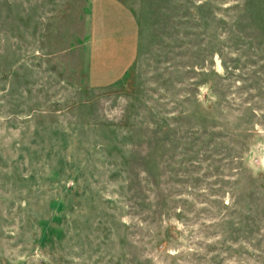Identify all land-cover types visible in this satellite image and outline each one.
Masks as SVG:
<instances>
[{
  "label": "rangeland",
  "instance_id": "obj_1",
  "mask_svg": "<svg viewBox=\"0 0 264 264\" xmlns=\"http://www.w3.org/2000/svg\"><path fill=\"white\" fill-rule=\"evenodd\" d=\"M93 1L0 0V264H264V0H118L103 87Z\"/></svg>",
  "mask_w": 264,
  "mask_h": 264
},
{
  "label": "crops",
  "instance_id": "obj_2",
  "mask_svg": "<svg viewBox=\"0 0 264 264\" xmlns=\"http://www.w3.org/2000/svg\"><path fill=\"white\" fill-rule=\"evenodd\" d=\"M93 6L90 9V16H89V22H90V29L96 30V35L98 33V23H96L97 18H99V15L101 14V17L103 18L105 16L103 12V8L100 6L102 5H115L119 9V12L121 16L126 17V20L128 21L127 26L128 28H125L123 32H121L117 36V44L121 49L122 54L119 53V56L114 55L116 48L119 49L118 46H111L110 52H107V49L105 50H99L98 52H95L96 58H95V64L92 61L93 59V49H92V41L91 36L88 37V55H87V82L92 87H103L107 85H111L119 81L125 74V72L128 70L130 65L132 64L134 60V56L136 54V45H137V34H136V25L134 20H132L130 14L126 10L127 8L119 2L118 0H94L92 2ZM130 27V28H129ZM132 27V28H131ZM102 52V53H101Z\"/></svg>",
  "mask_w": 264,
  "mask_h": 264
}]
</instances>
